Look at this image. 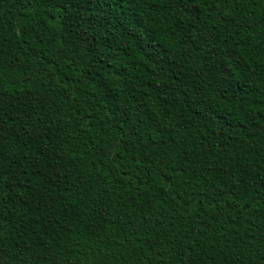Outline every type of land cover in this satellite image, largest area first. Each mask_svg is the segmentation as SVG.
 I'll list each match as a JSON object with an SVG mask.
<instances>
[{"label": "trees", "instance_id": "1", "mask_svg": "<svg viewBox=\"0 0 264 264\" xmlns=\"http://www.w3.org/2000/svg\"><path fill=\"white\" fill-rule=\"evenodd\" d=\"M0 264H264V0H0Z\"/></svg>", "mask_w": 264, "mask_h": 264}]
</instances>
